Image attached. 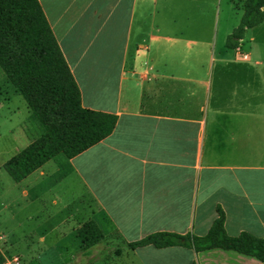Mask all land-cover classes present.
<instances>
[{"label": "crops", "instance_id": "crops-1", "mask_svg": "<svg viewBox=\"0 0 264 264\" xmlns=\"http://www.w3.org/2000/svg\"><path fill=\"white\" fill-rule=\"evenodd\" d=\"M38 2L82 107L116 117L104 140L16 184L24 199L69 184L70 203L42 201L36 216L56 264H264L223 249L115 255L154 233L204 236L217 208L228 236L264 239V22L229 50L243 0H228L223 29L224 0ZM89 221L104 239L83 252Z\"/></svg>", "mask_w": 264, "mask_h": 264}, {"label": "trees", "instance_id": "trees-1", "mask_svg": "<svg viewBox=\"0 0 264 264\" xmlns=\"http://www.w3.org/2000/svg\"><path fill=\"white\" fill-rule=\"evenodd\" d=\"M264 22V0H243L242 16L227 36L225 48L236 50L245 32ZM0 69L6 81L38 121L43 134L3 163L2 169L18 184L58 155L72 159L108 137L116 117L82 107L80 91L60 51L38 0H0ZM204 236L154 233L118 246L115 255L146 247H184L200 253L212 249L235 251L264 263V239L225 231L220 208ZM85 252L104 236L89 221L77 230ZM0 264L4 259L0 257Z\"/></svg>", "mask_w": 264, "mask_h": 264}, {"label": "rangeland", "instance_id": "rangeland-1", "mask_svg": "<svg viewBox=\"0 0 264 264\" xmlns=\"http://www.w3.org/2000/svg\"><path fill=\"white\" fill-rule=\"evenodd\" d=\"M227 2L224 0L222 29L225 23L234 18ZM42 134L43 129L38 121L27 111L25 103L8 85L0 69V257L4 259V264H14L15 258L17 264H56L55 249L49 244L50 236L39 234L45 226L40 224L36 216L43 209L42 201L47 204L52 200L70 203L69 184L54 183L44 198L35 194L31 199H24L21 187L13 183L2 169L3 163L28 141ZM97 253L93 258L99 256ZM67 256L69 260L70 251Z\"/></svg>", "mask_w": 264, "mask_h": 264}, {"label": "built area", "instance_id": "built-area-1", "mask_svg": "<svg viewBox=\"0 0 264 264\" xmlns=\"http://www.w3.org/2000/svg\"><path fill=\"white\" fill-rule=\"evenodd\" d=\"M242 59L246 60V59H247V57H246V56H242ZM13 263H14V264H17V263H18V260H17V258H15V259L13 260Z\"/></svg>", "mask_w": 264, "mask_h": 264}]
</instances>
